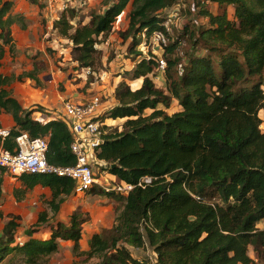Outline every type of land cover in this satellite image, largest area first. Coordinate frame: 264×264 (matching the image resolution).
I'll return each instance as SVG.
<instances>
[{
    "label": "trees",
    "instance_id": "obj_1",
    "mask_svg": "<svg viewBox=\"0 0 264 264\" xmlns=\"http://www.w3.org/2000/svg\"><path fill=\"white\" fill-rule=\"evenodd\" d=\"M103 2V11H91L87 23H72L77 11L67 8L54 27L73 43V60L81 68L93 67L98 38L111 33L117 17L130 5L122 34L131 42L127 55L134 63L127 74L129 79L143 78V83L135 90L126 79L117 85L118 104L103 108L100 118L127 119L122 130L107 128L95 155L123 182L137 184L145 175L155 178L152 184L119 196L116 225L109 235L93 234L89 251H81L86 222L81 212H73L68 223L59 222L50 238L31 237L22 245L16 241L19 217L11 216L0 235V264H45L59 251L60 240L73 241L77 254L96 257L97 264H152L134 257L121 242L137 249L149 243L157 264H253L250 247L264 263V229L257 227L264 219V0H198V15L209 21L190 34L192 47L180 75L172 74L180 65L172 54L181 42L170 40L166 47L168 93L152 77L158 69L156 56L146 57L138 45L143 33L150 37L163 29L164 10L177 0ZM212 2L219 4L216 14L209 8ZM229 6L234 7V20ZM11 8L8 1L0 11V67L5 46L12 42L11 26L21 20L7 16ZM11 80L0 73V107L16 122L8 136L0 135V146L14 150L16 137L27 131L49 138L50 163L75 164L73 138L65 122L44 124L34 119L33 111L23 108L5 88ZM173 99L181 109L168 113L163 106L168 108ZM147 109L152 112L145 113ZM20 179L24 191L49 187L53 193L49 204L55 211L75 185L55 174H23ZM1 183L0 178V198ZM24 191L16 189L19 194ZM87 193L107 191L94 187ZM47 216L48 212L41 213L39 223Z\"/></svg>",
    "mask_w": 264,
    "mask_h": 264
},
{
    "label": "rangeland",
    "instance_id": "obj_2",
    "mask_svg": "<svg viewBox=\"0 0 264 264\" xmlns=\"http://www.w3.org/2000/svg\"><path fill=\"white\" fill-rule=\"evenodd\" d=\"M198 0H177V6L174 5L177 9V16L174 18L173 22L171 23L172 31L169 34L171 42H174L176 40H180V46L176 50V53L172 54V58L179 61L180 65L179 67H176L173 69L172 74L180 75L181 69L184 68V66L188 63L187 55L190 53L189 50H191V42L193 38H190V34L195 31L194 29L196 27H204L203 23L200 21L198 14H196V5ZM43 7L47 8L49 5H51L48 0H42L40 1ZM53 6L56 8L58 7L57 4L54 1L52 2ZM67 8H75L77 11V16L72 20V23L78 24L79 22L87 23L89 21V15L91 11L97 10V11H103L104 9V2L103 0H62V6L60 8L61 13L63 10ZM59 9V8H58ZM130 5L127 6L125 9L122 20L118 23L117 20L115 22L114 29L111 31V33L106 37H99L98 43L96 45V48L98 49V53L96 55V62L93 65V69L98 73L100 71H108L111 72V75L109 74L108 79L106 81L102 82L100 78L101 83L106 85L107 88H109V91H111V88L115 84V77L118 75H121L123 79H129V75L127 74V71L131 68L132 61L129 60L131 56L127 55V52L130 50L131 42L127 41L123 37V33L126 31L129 23L128 18V12L130 10ZM230 18L235 19L234 11H230ZM164 21V20H163ZM185 26H188L189 30L186 33ZM53 38V37H52ZM51 38V39H52ZM67 38L64 37V40H59V44L57 48L49 47V53L50 56L54 62V66L51 67L49 63L45 62L42 63H36L34 62V66L38 69L34 71L36 78L32 79L29 78L26 73L28 72L25 70L22 74L17 75L15 72H13L12 75H9L8 77H12L11 83L9 84L10 87L13 86V90L16 92L18 91V95L21 97H25L24 101H31L28 99H41L43 94L37 92V94L34 92V90L31 89H24L20 88L22 84H25L28 79H31L32 83H35L34 86H40L45 87L47 86L48 93L46 96L48 97L52 92H63L66 90V85L69 84V87H74L75 85H79L81 82H83L82 79L78 78L77 76V70H80V66L78 64H74V60L71 57V53L69 51H72V45L71 42L66 40ZM47 48V46H46ZM71 48V49H70ZM203 48H198V52H200ZM39 50V49H38ZM147 53L149 56H163V49L159 47L157 44H153L148 48ZM40 53V52H39ZM204 53H209L208 51ZM171 56V55H170ZM38 57L34 56V59ZM130 57V58H129ZM164 57H169V54L166 55L164 53ZM37 59V58H36ZM167 59V58H166ZM39 60V59H38ZM20 68H29V63L27 60L19 61ZM36 63V64H35ZM12 65L9 66L8 62H4L3 69L7 72H10V68ZM183 67V68H182ZM3 71V72H5ZM56 72L60 75V79L56 80L55 82L51 83L50 74H56ZM48 75L47 78H44L40 75ZM152 77L154 79L155 85L163 89L166 93V72L160 71L159 69H155V72L152 74ZM88 81L96 82V77L91 75V77L87 78ZM87 82V84L83 83V86L78 87V93H84V94H92V91H88L89 88L93 87L91 84ZM29 83V82H28ZM82 85V84H81ZM137 83L134 85L132 84V87H137ZM25 87V86H22ZM57 88V89H56ZM11 89V88H10ZM24 90L30 91L29 94L25 92ZM51 90V91H50ZM33 92V93H32ZM44 93V92H43ZM108 93H103L104 96L102 98V101L107 109H110L112 105L110 103L113 101V96ZM36 94V95H33ZM38 97V98H37ZM47 97L45 99H47ZM28 98V99H26ZM118 104V103H117ZM116 104V105H117ZM41 105V104H40ZM114 107V106H113ZM165 109L167 107L163 106ZM43 107L40 106L39 110L42 111ZM168 113H173L181 109V107L178 104V101L176 99H173L170 106L167 108ZM152 112V109H147L145 113L150 114ZM127 118H120L119 120L115 122H109L105 120V128L104 130L109 131L107 129L110 127V129L118 127L119 130L123 129L124 122ZM262 130H264V124L261 125ZM102 167H98L97 173L99 177H102L104 175V172L102 171ZM108 176L110 177V184H106V186H111L114 184V182L119 181V178L109 172ZM121 194H118L114 191H107V194H92V193H85L81 195H75L72 194L69 197L65 199V201L60 205V208L58 211H55L50 206V199H40V203L42 207L45 209V212H48V216L46 221L40 222V214L36 215L35 217L31 218L30 221L29 218L27 219L28 222L21 223L22 217L18 218L19 227L18 231L20 233L17 234V237H22L24 241H27L29 239V236L32 234H35L39 231L40 227H43L47 224L49 219H57L59 218V214L62 216H65V218L68 221V217L70 213H73L75 211L83 213L84 217H86V223L84 224V231H83V237L80 240V246L81 251H89L90 249V239L92 237V233H99L101 235H109V231L116 225V220L118 216V211L121 207V201L119 199V196ZM122 196V195H121ZM67 204L68 208L64 206V204ZM71 207L73 210H69ZM43 213V212H42ZM70 220V219H69ZM30 221V222H29ZM6 220L0 219V234L3 230L4 224ZM144 225L142 226V228ZM257 227L260 229H264V219H262L260 222H258ZM32 231V234L29 235V232ZM38 235H42L37 233ZM91 235V236H90ZM40 237H46L45 235ZM17 241V239H16ZM125 246H127L130 251L133 253L134 257L138 259H149L152 264H155V262L151 259V256H153V249L149 243L145 247H142L140 249H137L133 246H130L126 244L125 242H121ZM251 257L254 259L253 264H264L261 259L258 258L257 253L254 251L252 247H250L249 251ZM9 258V257H8ZM7 258V259H8ZM6 261V260H5ZM4 261V262H5ZM99 261L98 258L93 257L90 258L88 254H77L74 251V242L71 240H60V249L57 253L51 256L50 260L45 264H97ZM20 264V263H15Z\"/></svg>",
    "mask_w": 264,
    "mask_h": 264
},
{
    "label": "crops",
    "instance_id": "obj_3",
    "mask_svg": "<svg viewBox=\"0 0 264 264\" xmlns=\"http://www.w3.org/2000/svg\"><path fill=\"white\" fill-rule=\"evenodd\" d=\"M8 1L12 3V8L10 12L7 14V16L9 14L13 16H19L21 17V20L15 21L11 26L12 42L5 46L6 51L2 59L0 73H2L4 76L12 75L13 72L19 75L22 74L25 70H27L28 72L26 73V75L29 78L34 79L36 78L34 71L38 69L34 66V62L36 61V63H42V64L48 62L49 65L53 67L54 62L50 56L48 48L49 47L57 48L59 44V40H64V37L61 36L57 28L54 27L55 21L60 17L61 13L63 12L62 11L58 15V12H60L59 10L62 6V0H48V2L51 5H49V7L47 8L43 7V5L41 4L40 1L42 0H38V3H34L31 0H0V11L3 8L4 4ZM53 1L55 3H58L57 4L58 7L55 8L53 6L52 4ZM209 8L211 12L214 14L218 13L220 10L219 4L213 2L209 4ZM231 10L234 11L233 6H229L228 13ZM229 16H231L230 13ZM66 40L71 42L69 39ZM70 44L73 46L72 42ZM11 46L14 49H12ZM69 52L71 53V51ZM37 55H38V57H36L37 59L36 58L34 59V56ZM22 60H27L28 62H31V64L29 63L28 65L29 68L24 67L21 68V70L19 71L18 70L20 68L19 61ZM4 62H8L9 66L12 65L10 68V72H7L3 69ZM73 63L78 64L76 61H74ZM131 63L132 65L129 70L133 69L134 67V63L133 62ZM76 73L78 78L82 79L83 82H81L77 86L75 85L74 87H69L70 85L67 84L66 90H64L63 92H54V93L52 92V94H50L48 97L46 96V94L49 92L48 89L50 87L47 88L46 85L45 87L34 86L36 84L32 83L31 79H28V81L25 84H22V86L25 87L20 86V88L31 89L34 90L36 94L37 92L43 94L41 99H37V100L26 98L28 100H31L29 102L24 101L25 97L19 96L18 91L16 92V90L15 91L13 90L12 88L13 86L10 87V85H6L5 88L11 91L12 96L19 101V103L23 106V108L31 109L33 111L32 117L34 119L41 120L42 122L60 119L59 113L62 110L65 101L70 100L76 103H84L85 101L89 100L93 94H96L98 92H103L104 94L111 92L110 94L113 96V101L110 103V105H112L111 108H113V106H116L118 101L115 98V89L117 85L123 80L121 75L115 77L116 80L115 84L111 88V91H109V88H107L106 85H104L105 83L102 85L99 84L101 83V81L100 80L98 81V79L96 82H92V81L89 82L87 77L84 74H81V67L80 70L78 69ZM109 74L111 75V72H109ZM40 76H43L44 78L48 77V75H44V74ZM50 79H52L51 83L55 82L56 80L60 79V75L57 72L56 74L52 73L50 74ZM106 79H108V77ZM126 81L130 85L132 84L134 85L135 83H137L138 84L137 87L132 88L133 90H135L139 86H141V84L143 83V78L134 79V80L126 79ZM87 82H89L91 86H93L89 88L88 91H92L93 93L89 95L88 94L86 95L84 93L81 94L78 93L79 92L78 87L83 86V83L87 84ZM24 91L27 92L28 94L30 92L27 90ZM46 97L47 99H45ZM40 106L43 107L42 111L39 110ZM166 110L168 111L167 108ZM109 119L117 121L120 118L119 119H113L110 117L105 118L106 121H108ZM15 126H16V122L12 114L6 112L3 108L0 107V129L11 130ZM0 178L2 179V183H1L2 196L0 198V211L3 214V216L0 217V219H5L6 222L11 218V216H18L19 218L21 216L22 219L20 221L23 224L28 222L27 221L28 218L31 221L32 220L31 218L35 217L36 215H39V213L45 212L44 211L45 209L42 207L40 203L41 202L40 199L48 198L52 200L53 198V193L51 189L49 187H43L41 185H38L33 189H28L24 191L25 186L23 185V182L21 181L20 177L12 176L7 170L3 168H0ZM16 189H20L24 192L19 194L16 192ZM67 204L68 203L64 204V206L68 208ZM69 208H70L69 210H73L71 207ZM71 214L72 213H70L68 217L69 219ZM69 219L67 221L65 216L59 214V218L49 219V221L45 226L39 228V231L37 233L40 232V234L42 235L37 236V233H35L29 236V238L33 237L38 239H48L51 237L54 228L57 227L59 222L68 223L70 221ZM20 221H18V223ZM18 233L20 232L17 230L16 236ZM43 235H45L46 237L44 238L40 237ZM91 235H93V233Z\"/></svg>",
    "mask_w": 264,
    "mask_h": 264
},
{
    "label": "built area",
    "instance_id": "obj_4",
    "mask_svg": "<svg viewBox=\"0 0 264 264\" xmlns=\"http://www.w3.org/2000/svg\"><path fill=\"white\" fill-rule=\"evenodd\" d=\"M123 13L117 17L118 23L122 20ZM196 14H198V11ZM176 16V7L166 9L163 16L164 21L162 22L163 29L154 30L150 37L143 33L141 42L138 45V49L148 58L151 56L148 55L146 50L151 45L157 44L164 50L163 56L156 55L160 71H165L167 65L164 53L170 42L171 23ZM198 17L203 24L206 23L207 18L201 15H198ZM81 74H84L87 78L93 75L96 80L100 78L101 81H105L109 76L108 71L97 73L90 66L82 67ZM103 96V92H98L84 103L67 100L59 113L60 119L65 122L72 134L71 151L76 157L75 164L64 166L50 163L48 161L49 138L47 136L33 137L27 131H21L16 137L14 150L0 146V168L7 170L14 177H20L23 174H55L70 178L75 182L73 191L75 195L85 194L94 187L127 195L136 186L146 187L152 184L155 177L145 175L137 184L119 180L111 186H106V184H110L109 164L100 161L95 155L96 149L100 148V145L104 142L103 135L106 133V130H104L105 119L100 118L103 108H105L102 101ZM47 122L49 121L42 123ZM9 134V129H0L1 136L6 137ZM100 166L104 172L102 177H99L97 173ZM16 239L17 243L24 244L22 237ZM152 254L151 259L157 264V254L155 251Z\"/></svg>",
    "mask_w": 264,
    "mask_h": 264
},
{
    "label": "clouds",
    "instance_id": "obj_5",
    "mask_svg": "<svg viewBox=\"0 0 264 264\" xmlns=\"http://www.w3.org/2000/svg\"><path fill=\"white\" fill-rule=\"evenodd\" d=\"M174 7V6H173ZM170 8H172V7H170ZM170 8H167V9H170ZM166 10V9H165ZM164 10V11H165ZM207 21H208V19H207ZM207 21H206V23L203 25V26H206L208 23H207Z\"/></svg>",
    "mask_w": 264,
    "mask_h": 264
},
{
    "label": "bare ground",
    "instance_id": "obj_6",
    "mask_svg": "<svg viewBox=\"0 0 264 264\" xmlns=\"http://www.w3.org/2000/svg\"><path fill=\"white\" fill-rule=\"evenodd\" d=\"M112 122H115V121H112Z\"/></svg>",
    "mask_w": 264,
    "mask_h": 264
}]
</instances>
